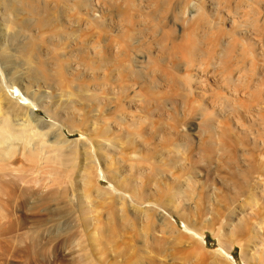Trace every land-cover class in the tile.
Wrapping results in <instances>:
<instances>
[{
    "label": "rangeland",
    "instance_id": "obj_1",
    "mask_svg": "<svg viewBox=\"0 0 264 264\" xmlns=\"http://www.w3.org/2000/svg\"><path fill=\"white\" fill-rule=\"evenodd\" d=\"M21 1L0 0V33L11 39L13 61L4 64L5 73L24 88L28 84L51 109L60 108L51 113L39 109V116H20L30 121L32 134L29 141L20 135L11 139L12 148L4 158L9 164L31 166L30 156L26 158L29 146L42 147V181L21 183L15 179L8 187L15 193L8 199L7 210L4 207L1 212L9 210L14 221L33 214L42 216L55 206L81 205L95 211L141 209L139 201L132 205L115 195L100 197L101 192L90 189V184L83 185L79 170L84 163L94 162L93 149L84 140L88 137L100 144L99 156H108V168L126 171L127 180H152L182 198L180 183L192 188H185L184 212L188 209L186 217L206 229L208 246L201 250L178 235L176 239L172 228L163 225L164 238L146 249L151 256L166 251L196 259L202 252V257L213 262L212 249L219 247L216 231L220 227L227 231L231 217L257 203L258 215L248 218L247 226L264 217V177L259 173L264 171V0H92L87 25L80 19L81 0ZM19 23L25 26L20 28ZM24 32L31 34L27 41L22 38ZM100 32H104L105 45L101 70L96 67ZM69 34L74 38L70 42ZM81 39L88 43L83 45ZM29 41L43 50V74L31 70L26 62ZM67 66L79 68L69 74ZM67 100L81 111L71 109L61 122L58 118ZM39 131L48 134L42 137ZM105 158H101L103 162ZM141 169L146 170L143 175ZM102 178L103 186L108 187L109 182ZM207 214L210 223L204 222ZM176 219L182 227L183 220L177 215ZM138 222L146 226L143 219ZM243 231L232 237L238 264H244L240 239L259 245L264 241V233ZM232 239L224 237L230 243ZM3 243L0 236V257L7 259L6 264H25L16 258L23 256L22 250Z\"/></svg>",
    "mask_w": 264,
    "mask_h": 264
},
{
    "label": "bare ground",
    "instance_id": "obj_2",
    "mask_svg": "<svg viewBox=\"0 0 264 264\" xmlns=\"http://www.w3.org/2000/svg\"><path fill=\"white\" fill-rule=\"evenodd\" d=\"M24 1H25L24 3H26V0ZM21 2H23V0ZM91 4H92V0H81V2H79V5H78V6L83 7V9L81 8L82 17H80V19L82 22H85L86 25L90 23L89 18H91V10H90ZM15 6L12 8H15ZM22 6H24V4ZM33 8H36V7L33 6ZM30 10L31 8H29V12ZM190 15L194 16L193 13H190ZM21 22L22 20H20V23ZM24 24H23V27L25 26ZM23 27L20 25V28H23ZM29 35L31 37V34ZM24 36L25 37H22V38H25L27 41V38L29 37L28 34L26 35L24 32ZM71 36L72 34L71 35L69 34L67 36L69 38V42H70V39H74ZM103 36H104V32L103 33L100 32L98 35L99 37L98 47L99 48H98L97 55L99 59L97 61L98 65L96 67L100 70L105 61V45L103 43L104 42ZM10 40L11 39H9V35L7 33L3 35L2 33H0V106L2 108V109L0 108V111L2 110L0 112V236H1L2 241L4 242L3 244L8 245L7 247H11L15 250L17 249L22 250L23 256L21 255L19 257H16L18 258L19 261L25 264H238L237 259L233 254V249L235 248V245H234L235 241L232 239V237L237 235V233L240 230H244L247 234L264 233V217L263 216L260 217V221L258 223L251 224V227L247 226V222H248L247 219L251 218V216L258 215V213L255 211V207L258 203L254 205V207L244 206V209L242 210V212L240 211L237 214L236 218L231 217L229 219L230 222H227V224L229 225V229L227 231L225 230V228L223 229V227H220V229L216 231L217 235L219 236V247L216 249H212V252H214V254L216 255L214 259L217 258L215 261L213 259V262L209 261V259L206 258V256L202 257L203 256L202 252H201V255L198 254L199 256L196 255L197 253L195 254L196 256H198L197 258L195 257L196 259H191L192 257H189L191 260L187 259L188 257L185 258V256L183 255L182 256L184 258L177 256L175 255L176 253L171 255V254H168L169 253L168 252L166 254V251L162 252L160 256L157 255L158 257L151 256L147 254L146 249L149 247L150 244L156 243L162 240V238H164L163 235H161L163 233V231H161V228L163 225L166 227L172 228L171 230L173 233L172 235L174 236L176 234V237H175L176 239L178 235L179 237L188 240L191 243V245L200 246L199 248H201V250H203L204 247L208 246V241H207L206 231H205L206 229H202L198 227L195 223L191 221L192 219L190 220L187 218L189 214L185 215L186 214L185 212L188 209L184 212V204L182 203L183 202L182 199L188 200L187 198H184V195L187 196V189L185 190V188L189 186L186 185L185 182L183 181L182 183H180L181 185L179 184L180 186H178V192H179V188L181 187L180 190H181V194L183 195V198L182 196H180L181 197L180 198L178 194L176 195V194H173L172 192H171L172 194L169 192L167 193L164 190V187L166 186L162 187L163 186L162 184L161 186L160 184L156 182H151L152 180L150 181L148 179L146 180L141 179L142 181H137L138 178L137 180H135L136 179L135 178L134 179L135 181L127 180L128 176L125 175L126 171L125 172L121 171L119 167H115L112 170L108 168V165H107L108 162L106 159L108 156L107 157L105 156L106 158L102 157V155L99 156L100 153L98 149H100V144L96 143L94 140L92 141L88 137L84 140H88V143H90L91 145V146L89 145V147L91 148V150L93 149L94 158L92 160H94V162L90 161V163H84L83 166L81 165L82 168L79 171H80V177L83 180L82 181L83 185L85 183L90 184V189L94 187L96 191L102 193V194L99 193L98 196L100 197L103 196V194L115 195L119 199L125 202H128V203H131L132 205L136 204L137 203L136 201H139L141 203V207H140L141 209L136 210L134 207L135 210H132V211L130 210L131 208L129 209L130 211H128L126 208H123L124 210L116 209V211L114 209L113 211H109V210L108 211H95V210L86 208V206L84 207L81 205H79L78 207L55 206V207L48 208L47 212L44 215H42L44 212L41 214L42 216L33 214L32 216L30 215L27 218H25L26 216H24L23 219L14 220V221L12 220L13 218H11L13 217L12 214L8 212L9 210L7 212L5 211L6 214H4V211L1 212L2 209H5L7 207L6 205L8 203V199L11 197V193H15L14 191L10 193L9 191L10 188L8 189L9 185L13 183L15 179L17 181V178H18L17 182H19V179H21L20 180L21 183H22V180L23 182L24 181L28 182V180L34 179L36 182H39V183L42 181L41 174L43 172V166H44L43 161H42L44 159L42 155L43 153L42 147H34V148L31 147L30 148L29 146V149L27 148L28 154L26 153L27 154L26 158L30 156L29 157L30 160L28 159V161H30L29 165L32 164L31 166H28L27 165L28 163L25 164V166L20 165V164H18L19 166L9 164L6 162V159L4 158L5 152L9 151V149L12 148L11 144L9 143L11 139L15 138V136L20 135L23 137L25 136L26 139L28 138V141H29L30 135L32 134V127L29 126L30 121L25 120L23 119V117H20V116L22 115V113L25 114V116H29L31 114L38 115L37 111L39 109H45L49 111L50 113L51 111L53 112V110H55L54 112H58V108H60L59 107L60 103H59L58 104L59 106H57V108L51 109V106L49 107L50 104L47 105V103L44 102L45 100L43 101V99H41V97H39L38 95L35 96L31 92L32 90L30 91L28 84L24 88L23 86L18 85V83L15 82V80L14 81L9 80L8 76L5 73L4 64H8L12 61L10 58V48H9ZM81 43L85 45V43H88V42L85 39H81ZM25 50H26L25 56H27L26 58L27 61L25 60V58L24 60L30 64L29 66H31L32 68L31 70H35L38 72L42 70V73L41 72L40 73L43 74V70H44L43 67L46 61V60L43 61L42 59L44 55H42L41 52L43 50H41L40 52L39 48H37L35 44L31 42L28 43ZM84 50L86 52L89 51V50H86V48ZM78 68H79L78 66L76 67L67 66L66 67L69 74H75V71H77ZM134 73H137V72L134 71ZM31 86H32V83H31ZM41 91L40 90L37 91L36 94L40 93ZM82 92L86 93L83 90ZM135 94H137V92ZM70 97L71 96H69V99H71ZM52 102L53 101H51V103ZM64 103L65 104L62 105L63 114H60V117L58 118L61 122H64L65 120H67V117L70 116V114L68 113L71 109L77 112L78 110L81 111L80 108H77V105L75 106L73 101L67 100ZM52 105H54V103ZM55 105H57V103ZM64 114L66 116H63ZM49 121L52 123L53 126L57 124V122H55L56 120L55 121L53 120V122L51 120ZM63 129H64V126H63ZM39 132L40 133H38V135L42 137H45L48 134L47 131L46 132L43 131L42 133L41 131ZM176 132L178 133L179 131H176ZM43 143L44 142L42 141V144ZM44 144H43V147H44ZM56 152H57V149H56ZM44 153H47V152H44ZM225 154L222 156H225ZM101 158H105V160L103 159L105 162H103ZM86 159H83V162H86L85 161ZM26 165L28 167H26ZM176 165H177V162H176ZM238 168L239 167H237V169ZM145 171L146 170L141 169L139 173L143 175ZM166 172L164 173L166 174ZM259 173H261L262 176L264 177V171L262 172V170H260ZM173 176L171 174V177ZM262 176L260 178H263ZM102 177H104L105 180L109 182L108 187L103 186V182L101 181L103 179ZM129 177L131 178V176ZM247 179L248 178H246L245 181L244 180L243 181L246 182L245 183L246 185H248V182H249V188H250L251 182L249 179L248 180ZM176 181L177 180H175V182ZM41 185L39 184V186ZM11 186H14V185H11ZM136 192L140 194H137ZM175 193H177V191ZM151 195H154L155 197L156 196H159V197L158 199L151 200L149 199ZM165 199L167 200V202ZM82 203H83V200H82ZM181 207L182 209H180ZM201 214H199V216ZM176 215L183 220L182 227L178 226V223L176 222L177 221ZM15 217H17V215ZM106 219L108 220V222L110 220L112 223L110 224L106 223L105 221ZM139 219L140 220L143 219L146 222V226L139 225V222H140V221L138 222ZM211 219L212 218L210 214H207L204 217V222L210 223ZM224 221H225V217L222 222L223 225L224 223H226ZM111 224L113 225L111 226ZM216 233H213V234H216ZM224 237L231 238L232 243H230V240L224 241ZM243 238L240 239L241 242L239 241L238 243L241 245V248H242V257H243L242 259L244 261V264H264V241L260 242V245L257 243H252V242H251L252 244H250L248 241L243 242L244 241ZM6 253H8V251H6ZM153 254L155 253L153 252ZM13 257L15 258L14 255ZM6 260L7 259L5 257H0V264H6L7 263ZM252 260H256L254 261L255 263L251 262Z\"/></svg>",
    "mask_w": 264,
    "mask_h": 264
}]
</instances>
